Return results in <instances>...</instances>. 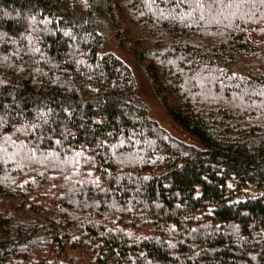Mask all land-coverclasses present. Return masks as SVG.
<instances>
[{"label": "trees", "instance_id": "trees-1", "mask_svg": "<svg viewBox=\"0 0 264 264\" xmlns=\"http://www.w3.org/2000/svg\"><path fill=\"white\" fill-rule=\"evenodd\" d=\"M2 145L0 264H264V0H0Z\"/></svg>", "mask_w": 264, "mask_h": 264}, {"label": "rangeland", "instance_id": "rangeland-1", "mask_svg": "<svg viewBox=\"0 0 264 264\" xmlns=\"http://www.w3.org/2000/svg\"><path fill=\"white\" fill-rule=\"evenodd\" d=\"M102 34L103 39L106 43L104 49H110L114 51L117 55L123 58L132 68L138 84V94L140 95L142 102L145 103L149 115L155 118L158 122H160L164 127H166L172 134L176 135L177 137L189 143L202 146L193 135L186 131L184 127L177 124L167 113L161 102L153 94L147 78L143 74L138 64L133 59L132 54L125 48L121 47V45H119L118 40L116 38L115 30L113 29L111 22H109L106 18H104L103 21ZM0 157L4 160H10V158H15V156H11L7 147H5L4 145L0 146ZM232 179L233 177L229 178L228 183H232ZM263 191L264 186L256 188L251 184H248L236 192L235 198L240 199L246 198L248 196L259 195L263 193Z\"/></svg>", "mask_w": 264, "mask_h": 264}]
</instances>
